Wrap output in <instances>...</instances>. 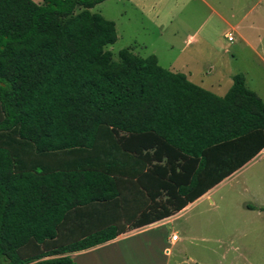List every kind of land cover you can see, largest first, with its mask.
Segmentation results:
<instances>
[{
	"label": "trees",
	"instance_id": "trees-1",
	"mask_svg": "<svg viewBox=\"0 0 264 264\" xmlns=\"http://www.w3.org/2000/svg\"><path fill=\"white\" fill-rule=\"evenodd\" d=\"M104 1L0 0V264H75L68 254L126 230L67 242L82 208L126 210L133 188L141 228L264 149V102L242 74L219 97L153 55L114 59L115 24L90 11Z\"/></svg>",
	"mask_w": 264,
	"mask_h": 264
},
{
	"label": "rangeland",
	"instance_id": "rangeland-1",
	"mask_svg": "<svg viewBox=\"0 0 264 264\" xmlns=\"http://www.w3.org/2000/svg\"><path fill=\"white\" fill-rule=\"evenodd\" d=\"M33 1L41 4V0ZM162 1L155 3L154 0H106L90 10L115 24L117 40L106 47L114 59L120 50L131 48L130 50H134V54L141 58L155 55L158 64L163 66L166 59L167 62L170 61L175 53L184 47L185 52L180 62L189 65L193 73V84L206 90L214 84L218 75L225 74L226 68H229L240 72L239 74L244 73L247 88L264 102L260 70L250 64L251 57L235 54L232 60L230 57L233 51L230 54L214 53L209 48L211 41L207 36L212 21L203 26L201 33L196 37L197 43L185 46L183 36L188 31L195 32V25L201 23L198 18L201 17L202 11L190 1L180 13L179 19H174L180 10V3L169 5V1ZM211 1L213 6L218 5L221 8L219 10L223 14L227 11L229 15L241 16L249 12L247 23L257 19L259 26L264 24V0ZM173 19L174 22L167 28ZM183 23L186 29L182 27ZM224 28L217 35L223 46L222 50L232 45L223 37L228 27ZM169 42H174V48L166 52L165 48ZM192 51L195 53L189 55ZM205 64L214 65L210 76V65L204 67ZM224 81L223 90L219 94H222L228 85L227 79ZM259 208H264V157L223 180L212 190L208 199L191 205L159 227L158 231L165 242L163 253H169L161 257L159 264H264V212L259 211ZM174 233L179 237V241L170 246L168 238ZM138 237L127 242V246H139L145 242L140 241ZM104 263L150 264L145 253L138 250L136 254L121 253V257L109 258Z\"/></svg>",
	"mask_w": 264,
	"mask_h": 264
},
{
	"label": "crops",
	"instance_id": "crops-1",
	"mask_svg": "<svg viewBox=\"0 0 264 264\" xmlns=\"http://www.w3.org/2000/svg\"><path fill=\"white\" fill-rule=\"evenodd\" d=\"M129 1L131 2L132 0ZM160 1L161 0H154L155 3H158ZM166 1H169V5H173V4L175 5L177 3H180L179 5L180 10L176 13L174 19L175 18L179 19L180 13L185 9L186 4L189 3L190 1L194 2L197 8L202 11V14L198 13V15L199 14L201 15V17L198 18V21L201 23L199 25H195L194 27L195 32L191 33L190 31H188L186 32L187 34H185L186 36L185 35L183 36L185 39L184 40L185 46L191 44L194 45L195 43H197L196 37L201 33L203 26L208 22L212 21L211 22L212 24H210V29L209 31H207L208 33L207 36L211 41L209 43L210 44L209 48H211L212 51L216 54H220L221 52L230 54L233 51L230 57L232 60L235 57V54L243 55V57L245 54V56L248 55L249 57H251L252 63L250 64L260 70V79H261L260 84L261 86L264 87V24L263 23L261 26H259L257 19L255 21L247 23L246 20L249 12L244 13L241 16L240 15L234 16L233 14L229 15L227 11L223 14L221 10H219L221 8L218 5L213 6V1L211 0H181L180 2L179 0H163L162 2L164 3ZM183 3L185 4L182 6ZM174 19L171 22H169L167 28L171 25L172 22H174ZM182 27L186 29L184 23L182 24ZM224 27L226 28L228 27L227 32L224 33L223 36L224 39L228 40V38L226 37L227 36L232 37V33L234 34V37H232L231 41L228 40L230 43H232V45H228L227 48H224V50H222L223 46L218 41L217 35L225 29ZM173 44L174 42L168 43V47L165 48L166 52L168 50H173L174 48ZM195 51L190 52L189 55L194 54ZM132 52L134 53V50ZM184 52H185V48L184 47L180 48V50H178L175 53V55L170 59V61L167 62L166 59V62L162 64L163 66H161L160 64L159 66L168 70L169 72L183 74L186 76L189 82H192L191 79L193 78V73L192 71H190L189 65H187L185 62H180V58ZM157 64H158V59H157ZM206 65H210L208 66L210 67L209 69V76H210L214 71V65L205 64L204 67ZM226 71L227 72L225 74H220V76L218 75L217 79L214 80V84L209 88H206V91H209L219 97H223L232 86V77L240 73V72H234L232 71V69L229 68H226ZM242 75L244 76V73ZM244 78H245V85L247 87V79L245 76ZM224 79H227L228 85L224 88L226 90L222 94H219L223 90L222 85L225 84ZM261 157H264V149L255 158H253L243 167H245L246 165L250 164L251 162ZM242 168L234 172L232 175L239 172ZM131 189L132 191L126 194L128 199V203H127L128 206L126 207L127 208L126 210L121 209L119 206L115 204L112 205L91 204L84 209L82 208L78 213L79 215L73 218L70 224H67V236H65V240H67V242L74 241L82 234L92 233L97 229H100L106 225H113L114 227H119V228L125 227L126 229L125 232L119 234L113 240H110L103 244H99L87 250L68 254V256L73 259L75 264H105L104 262L109 258L121 257V253H125L127 255L133 253L136 254L137 250L143 251L145 253V256L149 260L150 264H159V260L161 259L162 256L169 255L167 251L166 254L163 253V247L165 246V242H163L162 234L160 233V231H158V229L163 224H167L172 217L141 228H137L133 230L129 229V225L133 222V216L135 215L137 210L144 209L140 207L142 206L144 207L145 205V200L141 197V195H139L133 188ZM213 189L208 191L206 194L201 196L193 203L189 204L182 211L186 210L191 205H194L202 200L208 199ZM137 236H139L138 238L141 239L140 241H145V242L139 246L138 245L127 246V242H129L131 239L137 238Z\"/></svg>",
	"mask_w": 264,
	"mask_h": 264
},
{
	"label": "built area",
	"instance_id": "built-area-1",
	"mask_svg": "<svg viewBox=\"0 0 264 264\" xmlns=\"http://www.w3.org/2000/svg\"><path fill=\"white\" fill-rule=\"evenodd\" d=\"M228 40L231 41V40H232V37L229 36V37H228ZM168 241H169V244H170V245H173L174 243H176V242L179 241V237L174 233V234H172V235L169 237ZM167 253H168V251H167Z\"/></svg>",
	"mask_w": 264,
	"mask_h": 264
}]
</instances>
